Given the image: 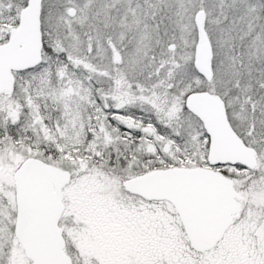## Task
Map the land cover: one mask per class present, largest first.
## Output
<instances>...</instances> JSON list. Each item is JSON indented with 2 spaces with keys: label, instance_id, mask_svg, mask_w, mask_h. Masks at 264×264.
Segmentation results:
<instances>
[{
  "label": "snow or ice",
  "instance_id": "obj_1",
  "mask_svg": "<svg viewBox=\"0 0 264 264\" xmlns=\"http://www.w3.org/2000/svg\"><path fill=\"white\" fill-rule=\"evenodd\" d=\"M0 264H264V0H0Z\"/></svg>",
  "mask_w": 264,
  "mask_h": 264
}]
</instances>
